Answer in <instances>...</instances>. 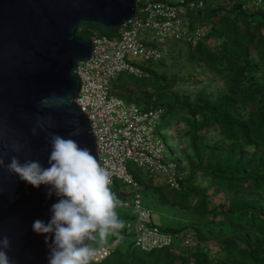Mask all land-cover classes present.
Masks as SVG:
<instances>
[{
	"label": "trees",
	"instance_id": "obj_1",
	"mask_svg": "<svg viewBox=\"0 0 264 264\" xmlns=\"http://www.w3.org/2000/svg\"><path fill=\"white\" fill-rule=\"evenodd\" d=\"M198 12L196 18L190 12V25L202 28L201 37L174 41L156 66L139 61L145 75L126 73L111 87L127 103L162 107L166 129L173 130L170 134L189 140L191 153H184L185 163L177 157L182 179L176 192L156 185L138 170L136 178L143 189L157 193L160 203L173 196L202 220L183 227L161 221L157 225L174 236V245L151 251L135 247L125 227L122 240L109 238L111 254L94 264H264V0L258 4L257 0H205ZM83 25L76 32L82 38L89 39L98 30L93 24ZM183 58L215 72L226 81L227 90L194 99L174 94L151 104L155 93L184 79L176 74L168 78L156 69L166 67L168 60L174 65ZM149 86L154 87L152 93L146 91ZM221 192L226 199L217 203L213 197ZM117 211L124 221L133 216L122 207ZM180 235L193 243L179 247Z\"/></svg>",
	"mask_w": 264,
	"mask_h": 264
},
{
	"label": "water",
	"instance_id": "obj_2",
	"mask_svg": "<svg viewBox=\"0 0 264 264\" xmlns=\"http://www.w3.org/2000/svg\"><path fill=\"white\" fill-rule=\"evenodd\" d=\"M136 8V0H0V157L5 164L16 156L21 163L34 159L48 167L47 133L67 138L76 122L82 131L71 138L98 161L92 127L75 101L79 80L72 73L77 61L91 56L93 45L76 32L84 23L105 31L120 28ZM53 93L71 95L73 103L42 105ZM38 118L45 124L43 131L37 127ZM49 118L52 127H47ZM17 143L20 152L11 150ZM48 190L0 168V239L11 242L7 254L12 264H48L45 236L32 227L36 220L47 223L51 218L57 197H48Z\"/></svg>",
	"mask_w": 264,
	"mask_h": 264
},
{
	"label": "built area",
	"instance_id": "obj_3",
	"mask_svg": "<svg viewBox=\"0 0 264 264\" xmlns=\"http://www.w3.org/2000/svg\"><path fill=\"white\" fill-rule=\"evenodd\" d=\"M134 16L118 28L115 34L94 30L91 35L92 54L77 61L72 70L79 80L76 103L86 114L95 136L98 162L111 173L113 186L120 181L122 209L133 215L126 221L134 246L151 251L172 247L174 236L153 222L152 212L142 203L143 185L136 178L142 168L144 177L155 183L163 180L169 189H180L182 179L178 164L166 158L156 130L163 108L150 105L141 108L127 103L112 92V82L118 75H145L139 61L162 59L170 49L169 41H195L203 30L194 23L190 12L204 9L205 0H136ZM261 0H257V4ZM108 245L96 257L109 256Z\"/></svg>",
	"mask_w": 264,
	"mask_h": 264
},
{
	"label": "clouds",
	"instance_id": "obj_4",
	"mask_svg": "<svg viewBox=\"0 0 264 264\" xmlns=\"http://www.w3.org/2000/svg\"><path fill=\"white\" fill-rule=\"evenodd\" d=\"M71 95L44 98V106L71 105ZM37 127L45 129L38 118ZM47 127H52L51 118ZM33 135L37 129L33 128ZM78 122L66 138L48 132L50 153L48 167L39 160L27 159L23 163L12 156L5 164L0 157V168L16 174L20 180L35 188L48 187L47 195H55L57 202L51 206V218L45 223L36 220L33 231L45 236L49 249L48 264H94L96 257L109 243V238L122 240L126 221L120 218L118 208L124 207L112 191L111 173L97 161L90 149L81 147L71 137L81 133ZM20 144H13L11 150L21 151ZM51 240V243L49 241ZM11 242L7 237L0 239V264H12L8 251Z\"/></svg>",
	"mask_w": 264,
	"mask_h": 264
},
{
	"label": "rangeland",
	"instance_id": "obj_5",
	"mask_svg": "<svg viewBox=\"0 0 264 264\" xmlns=\"http://www.w3.org/2000/svg\"><path fill=\"white\" fill-rule=\"evenodd\" d=\"M193 18H196L199 14L198 11L192 12ZM97 26V29L100 32H103L105 34H114L110 33V31H101L99 28L100 26ZM84 28V25H80V29ZM118 29V28H117ZM117 29H113L117 31ZM169 47H172V41H169ZM159 59L155 60H148L147 63L151 62L150 64L156 66L159 63ZM146 63V65H147ZM148 67V65L146 66ZM157 72L161 73V75H166L168 78L177 75L182 78H184L182 81L179 82V84H175L173 87L160 91L159 93H155L150 98V103L155 104L160 103L164 101L165 97H168L170 95L178 94V95H186L189 94L190 99H194L197 97H203L206 94H209L211 96H215L219 93H224L227 90L226 81L220 78L215 72L212 70L206 68L203 64L200 65H194L187 63L186 60L183 58L182 62H178L176 64H172V62H169V60L166 62V67H158L156 69ZM126 73H123L118 77V79H114L117 82L122 81L125 79ZM132 86V85H131ZM147 93H152L154 91L153 86H149L146 88ZM166 118L162 117L157 125V135L160 138L163 151L166 155V158L170 160H174L177 162V157H179L182 165L184 162V153H191L190 143L187 138H180L176 137L173 134H170L173 132V130H167L164 124ZM208 137L216 138L218 139L219 136L217 134L213 135L212 133H208ZM172 138V139H171ZM171 145H173L176 149V154L172 153ZM178 155V156H177ZM129 168L131 170L137 169L141 174H145L144 170L142 168L136 167V165L132 162H129ZM160 185H164L163 180L159 181ZM122 186V183L120 181H116L115 185L111 186L112 191L117 193L118 195L122 196V193L120 192V187ZM118 190V191H117ZM117 191V192H116ZM171 192H176V190H172ZM148 194L150 196H148ZM142 195V203L144 206H149L152 211V219L153 222L156 224H159L161 221H164L165 223H172L176 227H183L184 225H187L189 223H196L198 221H201L202 218L195 213L191 208L185 209L180 206V203H178L177 200H173V196H165L164 202L160 203L157 198V193L154 192L152 194V191L148 193V190L142 189L141 192ZM121 198V197H119ZM215 202H223L226 199V194L224 192H221L216 195V197H213ZM123 198H121L122 200ZM184 229V228H182ZM111 238V237H110ZM118 241V240H116ZM115 241V242H116ZM192 239H189L185 235H180V238L178 240L179 247L184 246H190ZM114 242V243H115ZM177 242V240H175ZM193 243V241H192ZM211 247H215V245L212 243Z\"/></svg>",
	"mask_w": 264,
	"mask_h": 264
},
{
	"label": "crops",
	"instance_id": "obj_6",
	"mask_svg": "<svg viewBox=\"0 0 264 264\" xmlns=\"http://www.w3.org/2000/svg\"><path fill=\"white\" fill-rule=\"evenodd\" d=\"M155 184L158 185V184H160V183H155ZM150 191H152V193H154L152 189H149V190H148V192H150Z\"/></svg>",
	"mask_w": 264,
	"mask_h": 264
}]
</instances>
